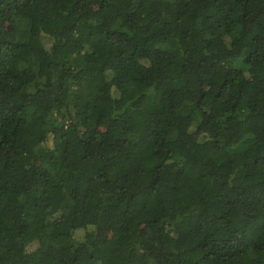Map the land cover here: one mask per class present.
Returning a JSON list of instances; mask_svg holds the SVG:
<instances>
[{"label": "trees", "instance_id": "trees-1", "mask_svg": "<svg viewBox=\"0 0 264 264\" xmlns=\"http://www.w3.org/2000/svg\"><path fill=\"white\" fill-rule=\"evenodd\" d=\"M0 264H264V0H0Z\"/></svg>", "mask_w": 264, "mask_h": 264}]
</instances>
